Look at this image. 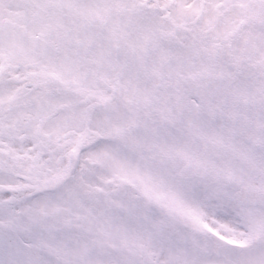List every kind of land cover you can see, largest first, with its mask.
<instances>
[{"label": "snow or ice", "instance_id": "1", "mask_svg": "<svg viewBox=\"0 0 264 264\" xmlns=\"http://www.w3.org/2000/svg\"><path fill=\"white\" fill-rule=\"evenodd\" d=\"M0 264H264V0H0Z\"/></svg>", "mask_w": 264, "mask_h": 264}]
</instances>
